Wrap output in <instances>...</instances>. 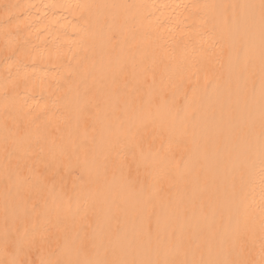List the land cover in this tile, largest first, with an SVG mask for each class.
<instances>
[{
  "label": "bare ground",
  "instance_id": "1",
  "mask_svg": "<svg viewBox=\"0 0 264 264\" xmlns=\"http://www.w3.org/2000/svg\"><path fill=\"white\" fill-rule=\"evenodd\" d=\"M240 74L256 90L252 104L249 88L236 92ZM207 82L227 86L202 104L209 127L195 157L196 135L162 124L187 115L183 97L204 96ZM229 94L247 103L223 111ZM136 116L141 125L128 126ZM183 160L192 178L177 172ZM204 164L210 193L199 196ZM127 177L130 190L112 194L130 207L104 217L103 184ZM144 184L146 204L135 199ZM53 189L63 190L54 205ZM158 208L175 209L187 232L126 229ZM17 225L16 264H151L155 246L174 253L161 264H264V0H0V264L18 257ZM116 228L126 243L111 237Z\"/></svg>",
  "mask_w": 264,
  "mask_h": 264
},
{
  "label": "rangeland",
  "instance_id": "2",
  "mask_svg": "<svg viewBox=\"0 0 264 264\" xmlns=\"http://www.w3.org/2000/svg\"><path fill=\"white\" fill-rule=\"evenodd\" d=\"M232 16H233V22L235 23L236 21V17L239 15V8L238 6L234 5L233 6V10H232ZM242 56L241 51L239 53H237V57L240 58ZM229 60V57H228ZM260 64V62H259ZM227 66V64H226ZM263 70V69H262ZM227 86V82H223V84H218V85H214V83L212 82H207L205 83V87L202 90V92H200L199 95H204V96H198L195 100H192L190 102H188V96H184L183 97V102H184V108L188 109V113L187 115H184L182 111H178V112H174L172 113L170 119L168 121H165V123H163L162 125H168L173 129V131L181 128V127H185L187 129L188 132L191 133V137L192 138V133L193 135H196V138H192L188 144L189 147L187 148L189 152H191L195 157H196V151H195V147L200 144V141L196 140L197 139V133L198 131H200V129H205L208 128L209 126H206V124H202L203 126L200 125V116L206 114L207 110H205L204 106L202 104H204L207 100L209 101L207 103V107H210V105L212 104H216L214 102V96L213 99L210 101V95H220L224 92V89H226ZM235 88L237 89L236 92L238 91H243L246 88H249L250 91V98L247 102H250V104H252V102H254V97L256 95V90L254 89L252 84H247L245 79L242 77V74H240L236 81H235ZM187 95V94H185ZM228 97V95H227ZM238 102L239 103H247L246 101H241L237 98H232L231 94H229V98L226 100V102H222L220 104L221 108L226 111H232L234 110L237 106H238ZM169 104V103H168ZM168 104L165 105L164 108L168 107ZM222 111V112H223ZM219 118V117H218ZM217 118V119H218ZM217 119H215V122H217ZM141 119H139L136 116V120L134 122L132 121H128V126L131 125H141ZM170 127H163V130H170ZM120 129V122H118L117 124H114L112 127H110V131L111 132H117ZM236 131V130H235ZM232 132V131H230ZM227 131L226 134L230 133ZM147 140L149 139V137L146 138ZM133 141L135 139H132ZM54 147V144L51 143V148ZM223 148H221L219 151H221ZM145 163L146 165H150V156L146 155L145 156ZM205 161H203L204 163ZM210 167V164H204V167L201 168V173H202V177L195 181V189L198 193L199 196H206V194H209L210 192L208 190H206V181H209V179L207 178V168ZM176 170L177 172L181 173L182 175L185 176H189L192 178V176H194V168H193V162L189 161V160H183V161H178L176 164ZM16 172V171H15ZM64 178V177H63ZM66 179V178H65ZM100 181V177H95L94 180L92 181L95 184H98ZM132 187L131 184V180L129 177L125 178V179H109L106 184H103V189L105 190V198L103 199H99V207L103 208L104 211V217L108 216L107 215V211H109L110 207L112 205H116L119 206L123 209L125 208H129L130 204H129V200L128 199H116L114 197V195L112 194L113 191H126V190H130V188ZM62 191L63 190H56L53 189L50 191V195H49V199L52 203V205L55 204V201L60 199L62 197ZM65 191V190H64ZM12 193V191L9 192V195ZM130 199V198H129ZM135 199L140 201V203L142 204H146L150 201V197L149 194L146 191V184L143 185V187L137 192ZM38 200V199H37ZM40 202L37 203V207L38 204L41 205L43 204L42 207H46V201H43L42 199L39 200ZM177 201V200H176ZM41 203V204H40ZM67 205L68 208L70 207V201H67ZM129 206V207H128ZM37 207H34L33 210L37 209ZM71 210V209H70ZM139 210H144L143 206L139 208ZM22 211L21 207H20V203L17 205H9L8 204V220H12L16 222V217L17 215H19V213ZM178 213L175 211V209L171 208L170 210H159L158 209H154L152 215L150 216V219L148 220V222L144 225H141L138 223L137 220L132 221L131 223L128 224L127 226V230H138L141 229V231L143 232V234L145 236H152V235H157L160 234L162 232V230H164L166 228V226L171 227V232L170 234L172 235V233L176 232V231H181L182 233H185L186 229H183L182 226H180V224L177 223L178 221ZM102 217V216H101ZM111 222H115L117 225L121 226L122 225V221L120 218H117V220H112ZM94 226V224L92 225V227ZM16 227L18 228V236H20L19 241L17 242V256L14 257H10V254L8 252V258L11 260V264H16V262L20 259L19 257L22 254V251L24 250V226H19L17 225ZM124 228H116L115 230H113V232L111 233V237H114V240L117 242H127L128 241V237H127V230ZM187 232V231H186ZM90 234H92V229H90L89 231ZM43 233L37 234L38 236H42ZM9 234H8V248H10V243H9ZM24 240V241H23ZM42 241H40L41 243ZM135 247L139 248L141 251H146L149 248L144 246V245H136L135 243ZM16 250V249H15ZM153 255H154V261L151 264H161L162 261L164 260H168L172 258V255H174V253L172 251H168L166 250V248H164V246L162 247H154L153 249L150 250ZM170 256V257H169ZM199 264H201V261H198ZM61 264V262H60ZM100 264H106V258H104V260L100 263ZM113 264H124L122 258L120 259V261H116ZM132 264H146L144 262V260L140 259V258H135ZM180 264H189L188 261L182 262Z\"/></svg>",
  "mask_w": 264,
  "mask_h": 264
}]
</instances>
